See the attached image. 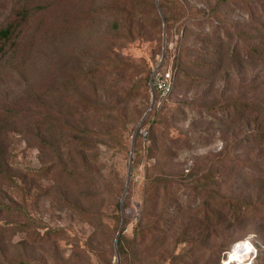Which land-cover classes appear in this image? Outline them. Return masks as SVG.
<instances>
[{
    "label": "rangeland",
    "instance_id": "rangeland-1",
    "mask_svg": "<svg viewBox=\"0 0 264 264\" xmlns=\"http://www.w3.org/2000/svg\"><path fill=\"white\" fill-rule=\"evenodd\" d=\"M165 5L175 15L164 40L159 0H0V28L28 14L16 51L8 46L0 55V144L8 149L9 171L0 202L13 201L24 212L0 220V264H99L97 254L102 264H239L232 250L240 243L251 248L242 264L261 263L260 218L229 226L218 214L216 221L212 213L220 207L210 192L253 203L261 194L246 179L264 173V154L250 142L258 125L229 122L225 108L255 98L250 86L264 80V61L251 56L264 48L258 32L264 0ZM221 44L226 50L217 61ZM162 61L175 70L192 63L198 79H184L159 106L149 84ZM61 100L64 117H72L85 143L98 142L97 151L74 149L60 129L51 130L57 153L33 141L35 118L49 113L44 104ZM84 101L102 111L85 108ZM138 127L143 136L132 154ZM150 172L169 190L160 187V197L147 202ZM125 200L131 249L122 262L112 233L92 240L94 229L78 208L102 212L113 226ZM144 212L157 229L141 240Z\"/></svg>",
    "mask_w": 264,
    "mask_h": 264
},
{
    "label": "trees",
    "instance_id": "trees-1",
    "mask_svg": "<svg viewBox=\"0 0 264 264\" xmlns=\"http://www.w3.org/2000/svg\"><path fill=\"white\" fill-rule=\"evenodd\" d=\"M166 0H159V9L162 10L161 16L163 23L166 24V31L169 33L170 25H172V20L174 18V13L172 10L168 8V6L165 5ZM178 7L180 12L183 13V15L186 14V9L178 3ZM199 12V11H197ZM165 15V16H164ZM28 14H18L14 19H11L9 23H7L4 27L0 28V55H6V49L8 46H11L12 49L18 48V42H20V33L22 31V28L24 27L25 23L27 22ZM160 22V25H162V22ZM260 34L264 33V26L258 30ZM218 56L217 61H219L225 53V47L223 44L218 45ZM251 56L256 57L259 60L264 61V48H262V45L259 48H255L251 51ZM166 63H164L163 67L157 72V74H164L167 70L165 69ZM215 68V67H214ZM211 69H213V66H211ZM154 71L152 72L151 78H150V91L151 93H154L156 98V105H158L159 97L158 92L156 88H152V77L154 74ZM197 68L192 63H186L182 62L179 64L175 70V79H174V87L171 95L169 96L168 100L165 103L169 101L171 96L174 93V90L177 87H180L181 83L184 81H190L195 82L198 78L196 75ZM186 79V80H184ZM254 90L256 94L255 98L249 101L245 102H232L230 103L226 110H230L228 121L233 123L236 119L244 122L247 120H252L256 122L258 125L256 130L252 133L250 137V142L260 150L261 154H264V80L262 82H259L255 86H250ZM85 108L87 109H93L95 111L101 112L102 108H98L96 103H92L90 101H84ZM161 106V105H160ZM44 107H47L49 109L48 114H41L38 115L35 118V124L33 125V130L35 131L32 134V139L34 142H36V145L42 150V151H50L53 153H57L58 151V143H57V136L51 132V130L60 129V132H65L68 134V141L74 149H83L85 152L93 153L99 149L98 142H84L83 138L81 137V131L78 126L75 125L74 121H72V117L65 118L63 115V100L59 102H51V103H45ZM80 107V105H79ZM74 110H77L78 105L74 101V104L72 106ZM57 110H60L59 112H56ZM153 127L149 132L148 136L149 138L152 137L154 134ZM143 136V129L141 128L135 136V140L133 143V154L138 153L140 148V139ZM151 150H156L155 142L152 141ZM3 144H0V182L3 180L9 179V171L7 167V154L8 149L3 147ZM65 166V164H64ZM186 179L192 178L193 173L191 172L188 175H184ZM148 180V187H147V202H150L151 199H158L160 197L161 191L160 187H165L168 191V185L166 184V180H163L161 177H157L154 175V173H149L147 175ZM252 176L247 175V180H253L258 185L259 191L261 194H259L258 202L253 203L251 201H247L246 199H242L238 196L232 197V198H221L219 194H217L215 191H211L210 193L215 195H211L212 202H215L216 207H220L219 210L212 213V218L216 219L218 218V214L221 215V222L224 224H228L229 226L237 225L241 223H245L249 220L251 217H259L260 218V224L264 227V200H262V193H264V173L262 176L256 178V179H250ZM254 178V177H253ZM264 197V196H263ZM220 200L218 203L217 201ZM126 200L123 202V207L118 204L116 208V212L114 214V221L113 226H110L105 220L104 215L102 212H94L88 211L84 208H78V211L85 216V221L89 222L93 229L94 233L91 236V239L94 240L95 238H98V235L101 233H112V250L114 247L117 250L116 257L118 259L125 261L128 258V250L131 249L127 245V238L125 236V230L126 225L128 224V220L126 218V210L128 208V205L126 204ZM218 203V204H217ZM24 217V212L22 211L21 207L16 204L15 202L11 201L9 203L6 202H0V220L3 218H9V217ZM149 215L144 212L142 218L139 221V224L137 226V229L139 230V234L141 235V240L144 239V236L147 234H150L152 231H155L157 229V222H150L147 221V217ZM124 218V227L118 237L117 236L122 224V220ZM144 220L145 223H144ZM31 220L27 219V224L25 231L28 232L30 229V224L28 226V223ZM53 232V231H52ZM52 232L48 233L50 235ZM50 239V238H49ZM117 240V247L115 246ZM87 244H84L86 246ZM79 246V245H78ZM78 249H81V246H79ZM3 251V248L0 243V253ZM263 255L261 256V263L264 264V250L262 251ZM143 254L137 253V257H140L143 259ZM99 259V264H102L101 257L99 255H96ZM84 263V262H83ZM17 264V263H15ZM23 264V263H22Z\"/></svg>",
    "mask_w": 264,
    "mask_h": 264
},
{
    "label": "built area",
    "instance_id": "built-area-1",
    "mask_svg": "<svg viewBox=\"0 0 264 264\" xmlns=\"http://www.w3.org/2000/svg\"><path fill=\"white\" fill-rule=\"evenodd\" d=\"M158 72V71H157ZM153 74L152 88H156L159 97V106L166 102L174 87L175 69L170 68L164 74Z\"/></svg>",
    "mask_w": 264,
    "mask_h": 264
},
{
    "label": "bare ground",
    "instance_id": "bare-ground-1",
    "mask_svg": "<svg viewBox=\"0 0 264 264\" xmlns=\"http://www.w3.org/2000/svg\"><path fill=\"white\" fill-rule=\"evenodd\" d=\"M249 244L240 243L236 245L232 250V258L237 263L242 264L243 261L250 256Z\"/></svg>",
    "mask_w": 264,
    "mask_h": 264
},
{
    "label": "water",
    "instance_id": "water-1",
    "mask_svg": "<svg viewBox=\"0 0 264 264\" xmlns=\"http://www.w3.org/2000/svg\"><path fill=\"white\" fill-rule=\"evenodd\" d=\"M165 39H166V24H165V22H164V40H165ZM164 59H165V54H164V56H163V61H164ZM163 61H162V64H161V65H160V66L154 71V74H155L157 71H159V70L161 69V67L163 66ZM154 101H155V97H154ZM139 127H140V126H139ZM139 127L137 128V130H136L135 133H134V140H135V136H136V133H137ZM132 154H133V152H132ZM131 165H132V162L130 163V167H131ZM121 207H123V205H122ZM123 227H124V218H123V220H122V224H121V227H120V230H119L118 236H117V240H118V237H119V235H120V233H121ZM117 240H116V244H115L116 247H117Z\"/></svg>",
    "mask_w": 264,
    "mask_h": 264
}]
</instances>
